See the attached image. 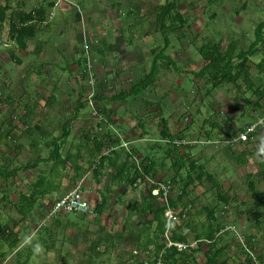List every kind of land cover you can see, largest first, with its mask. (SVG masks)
I'll return each mask as SVG.
<instances>
[{
	"label": "rangeland",
	"instance_id": "1",
	"mask_svg": "<svg viewBox=\"0 0 264 264\" xmlns=\"http://www.w3.org/2000/svg\"><path fill=\"white\" fill-rule=\"evenodd\" d=\"M210 1L178 0L179 10L188 19L190 30L185 29L187 38L183 40L178 39L174 34L170 37L172 44L166 54L174 59L176 67L161 68L157 86L149 88L138 99L129 96L126 91L133 86V83L151 70L155 60L153 51L156 49L161 51L164 47V38L159 33V27L156 23V11L157 6L165 4L167 0L11 1L12 11L9 12L10 15L17 10L24 12H32L40 8L47 10V25L40 24L38 26V32L40 31V35H38L42 42L46 41L48 44L45 49L47 56L55 61L54 66L52 65L54 69L52 74L56 79L53 81L55 83L57 80L60 81L59 84L54 83V86L58 87L57 92L54 93V96L58 98L57 105H61L63 101L68 100V102L63 104L62 114H60V111L53 110L48 116L49 123L40 127L39 132L46 130L52 137L36 133L29 140L27 139V128L31 127L34 130L38 127L33 117L26 118L29 117L25 116L26 108L18 103L0 105V124L7 123L15 127L10 132L11 139L9 141L1 138L0 133V174L13 175L14 170L19 172L6 180L0 177V255L4 254V256H0V263L3 264L4 261L12 258L15 264H39V259L50 253L46 248V245H48L53 250L54 255L57 257L60 255L54 264H76V251H74L76 233L73 231L84 232L93 236L98 233L100 237L93 238L94 244L90 246L92 248L99 246L98 243H100L101 238L108 240L105 233L108 227H105V230L101 228L97 231L96 217L67 213L58 214L60 216L56 219L63 226L55 228L50 225L52 222L50 221L48 224L50 232L43 228L33 238V241L26 245L23 253L18 254L15 258H13L14 250L13 252L10 251L13 245L11 246L7 240L10 235L7 233L9 226L6 214L8 211L5 213V209L11 210L13 207L9 202L6 204V198L13 197L17 199L21 192L26 191V179L27 181L36 180L38 172L33 169H25L28 163H33L38 159L37 148L36 150L32 149L36 146L41 148L44 151V157L49 156V150L52 149L51 152L53 151L50 140L53 141V135L62 136L61 127L66 123L67 118L74 115L75 104H70L69 100L78 95L75 91V88H78L77 86H79V90H84L85 87L89 86V89L93 92L83 93L86 107L81 110L79 117H82L81 113L87 117H91L94 113V116L100 115L97 106L96 113L93 105L89 103L90 101L95 103V96L103 95L105 97L104 101H117L124 104L122 106L129 110L133 116L130 113L126 114L127 111L124 108L114 118L110 114L109 116L103 115V117L118 121L114 122L112 126L107 125L103 132L98 130L96 132L100 135H109L121 130L126 135L131 136L133 147H137L135 141L140 138L137 139L136 136L131 135L133 129L129 124V120L134 121L136 124L141 123L144 127H151L152 125L148 123V120L155 118L154 112L150 109L148 116H142L141 113L144 114L149 110L144 106L140 108V105L142 102H151V104L154 102L157 110L162 111L164 119L168 122L171 134L178 135L180 131H183L184 141L179 137L176 140L184 143L179 147L180 153L184 157L181 176L177 177L180 188L182 189L183 184L181 178L186 180L188 175L195 177V173L192 172L194 171L192 170L193 167L198 171L202 167L200 170L212 174L217 185L220 186L219 189L208 181L203 182V184L196 183L190 188V191L193 192L191 200L197 201L196 207L213 208L219 206L221 208V213L224 214L222 220L225 225L221 237L230 234L229 238L226 237V239L231 240L233 246L238 248L242 244L239 241L240 236L245 238L247 235L248 237L256 235L260 247L254 252V256L257 257L264 252V211L253 204L248 177V175L254 174L253 180L257 183L258 189L264 192V181L259 180V173L264 171L262 161V157H264V102L263 108L259 110L255 106L258 98L247 91L242 82L239 83L242 87L241 91L234 85H225L212 91L209 95L208 92L212 89L211 86L206 85L204 80L197 81L195 84L196 77L194 76V73H197L204 64L199 54V48L205 44V40L213 39L216 42L222 40L224 48H227L232 40L239 41L240 48L248 49L250 47L252 41L256 38L257 26L264 22V0H223L220 2L213 1L212 5H210ZM52 4L56 8L51 7ZM132 7L135 11L130 13ZM83 15L84 23L91 20L98 26H90V29L96 35V38L92 40L86 39L87 33L84 32L86 28L80 21ZM8 27L7 23L0 37L1 62V56L6 58V61L13 58L11 51L14 50L15 46L12 45L13 42L9 38ZM31 44L33 45L34 42L31 41ZM36 44L38 43L36 42ZM124 53L127 55H124ZM35 55L36 53L32 57ZM262 57V53H259L252 58V62L255 63L252 64V73L255 80L259 78L256 64L261 61ZM30 61H32V66L30 64L19 66L12 61L6 62L3 73L0 75V92L5 100L8 99L11 89L22 88L16 90L17 95L14 96L16 100L20 101L19 96H25L24 90L29 87V90L33 91L37 87L36 84L32 83L35 82L36 76L31 72L37 70V67L34 66L40 63L42 59L38 60L37 57H34ZM75 61L78 62V67L73 65L71 67L72 71L67 70L68 65H72ZM47 72L49 71H45V73ZM84 74H87L86 79H83ZM38 77L41 78L39 75ZM260 78L263 80L264 76ZM5 83L12 84L11 89L8 84L7 86L2 85ZM51 83L53 84V82ZM28 84L30 85L23 89ZM18 86L21 87L18 88ZM89 96H91V99H88ZM101 104L111 107V102H107V104L102 102ZM5 115H9V117L7 118ZM23 118L28 122L27 128L22 121ZM154 123L158 124V121H154ZM251 125L253 127L257 126L256 134L253 137L245 143H230L232 142L230 140L231 135L238 137L244 130L252 127ZM13 126L12 128H14ZM188 126L189 130L184 131ZM212 126H216V129H213ZM4 127L10 128L7 125H4ZM24 129L25 131H23ZM16 130L23 132L21 134ZM138 130L140 131V127H138ZM157 131L154 124L151 130L153 136L151 137L155 138ZM209 132L214 133V136L210 138L211 140L207 136ZM18 134L20 137H17ZM81 135L84 136V134ZM73 140L74 138L71 141ZM21 142L26 148L18 151L15 145L21 144ZM150 145L160 149L157 150L158 155L151 154ZM142 146L145 147L147 157L156 160L158 169L166 166V163L170 172L174 173L178 169V165L174 169V160L167 158L164 154L176 148L173 141L167 143L162 138V140L157 139ZM62 153L65 154V151H62ZM242 154L246 156V165L239 164L237 157ZM43 156L42 158H44ZM5 164H7L6 167ZM26 171L32 172L26 175ZM177 174L176 172L174 176H169L175 177ZM168 180L170 178L166 179L165 176L164 181ZM6 184H8V190L4 187ZM219 193H228L233 198V202L228 206L220 204L217 199ZM4 200H6L5 204H3ZM234 200L240 203H234ZM46 211L49 212L50 209L48 208ZM191 213L194 216V210H191ZM186 214L184 223L190 222L192 227L199 226L198 218L189 220V211H186ZM54 216L56 215L54 214ZM39 222V220H36L32 223V226L24 234L25 238L32 234L36 229V227H33ZM231 227L236 229L237 235H235L239 239L235 237L234 233L227 231V228ZM133 228L137 231V223L135 227L131 226L132 231ZM231 235L233 238H231ZM39 236L40 238H38ZM189 240L192 248L197 249L195 238L191 236ZM36 247L41 250L40 255H34L33 251ZM240 250L242 253V249H237V252L240 253ZM153 251L154 247H150L148 253L139 256L137 261H131V264H139L142 260H145L146 264H150ZM76 256L80 262L84 260V257H87L86 264H110L102 261L97 263V259L93 260V258L99 256L93 254L90 257V253L86 251L85 246H80ZM196 259L199 263L204 264L205 259L203 257L201 258L198 255ZM90 260L94 262H90ZM113 261L115 262L113 264H120L121 262L116 256H113Z\"/></svg>",
	"mask_w": 264,
	"mask_h": 264
},
{
	"label": "crops",
	"instance_id": "2",
	"mask_svg": "<svg viewBox=\"0 0 264 264\" xmlns=\"http://www.w3.org/2000/svg\"><path fill=\"white\" fill-rule=\"evenodd\" d=\"M53 5V6H52ZM51 7L56 8L54 4H52ZM47 12V10H46ZM86 14V13H84ZM48 18V12L45 15H42L38 17L37 21H40L43 23V26L47 25V19ZM81 24L86 28L84 30L85 33H87L86 39L92 40L93 38H96V35L94 31L90 29V26H97L95 23L88 21V23H84V15L82 16V19L80 20ZM10 26V24H8ZM98 27V26H97ZM89 31V32H88ZM9 33V32H8ZM40 35V33H39ZM39 35L32 41L34 44H31V41L28 44V48L26 51H18L17 55L23 62L22 65L19 66H25L26 64H30L32 66V61H30L32 58L37 57L38 60L42 59L40 63H37L36 66H40L42 64H45L46 60H51L53 58H49L47 56V53L45 51V48L41 51V53H36L34 57H32L33 54H35L36 50V42L39 43L41 40L39 39ZM9 37V36H8ZM12 45H15L14 43ZM122 53V52H121ZM126 53H124L125 55ZM127 55V54H126ZM12 56V55H11ZM32 57V58H31ZM48 58V59H47ZM2 62L6 59L1 56ZM11 60H8L5 62H9ZM0 60V64L2 63ZM28 62V63H27ZM35 63V62H33ZM6 65V64H5ZM4 65L0 69V75L3 73ZM115 74V73H114ZM35 75V74H34ZM41 80L38 79V81H33L32 83L36 84V88L33 91L29 90V85L23 87L25 96L24 100L27 101L26 105H31V102L38 101L42 104H45V101L47 100L48 96L53 95L57 92L58 87L54 86V83L52 84L51 80L48 79V82H45L44 84L40 83ZM48 86V87H47ZM21 87V86H19ZM51 87V88H50ZM47 88V89H45ZM22 88H19L17 90H20ZM48 90V91H47ZM119 92V91H118ZM93 93V92H92ZM91 94V93H90ZM21 96V95H20ZM103 97V103L107 104V102H111V107L103 106L100 100L95 101H88L90 104L94 107V112L98 108V114L99 116H94L92 114L91 117L85 116L83 113H81L82 117L76 116V112H73V116L70 118H67L66 123L68 120L72 121L71 123V137L69 138V143L65 146L63 151H65V154H63L65 157L69 156L71 158V165L67 166V170L63 171V175L56 178V184H62L63 186L61 188L57 187H51L50 192L51 195H49L45 199L38 200V205L36 208H34L31 213H29L28 210H25V207H21V200L20 196L17 197V199L6 198L7 202L6 204H9L13 207L11 210L5 209V213L7 212V218H8V228L7 233L9 238L7 240L9 241V244L13 247L10 249L11 252L14 250V256L15 258L18 254L23 253L26 245H28L30 242L33 241V238L36 237L38 233L44 230H47V232H50L48 224L50 221L53 227L57 228L59 226H63L58 220H56L59 216H52L51 215V208H50V214L46 210H48L47 204L49 203L50 199H58L63 198L64 196L68 195L69 193L73 192L76 188L80 187L83 194L85 195L86 199L89 201V203L96 208L97 205H101V201L103 197H107V205L103 211L102 214H98L96 216V223L98 226L97 231H99L101 228H106L105 233L108 237V240L106 238H101L99 244V248H92L91 245L94 244V239H97L100 237L98 233H95L93 236L92 234H85L84 232L79 231H73L75 232V250L76 255L78 254V251L80 249V246H85L86 251L90 253V257L93 254H97L99 257L97 259V263L99 261L107 262L110 264L115 263L113 260V256H116L119 258L120 264H131L129 261H137L138 257H135V254H138V252H143L141 255L146 254L150 251V247H154L153 245L149 246L147 252H144L143 245L148 241L149 233L147 232V228L149 225V222L154 219V213L153 211L145 213L143 216L139 213H130V208H132V203L138 202L139 204L142 203V198L145 192L151 188H155L156 184L159 182H165V176L167 178H173L170 177L171 175L174 176L176 173V170L174 173L170 172L169 166L166 163L165 171L158 169L157 165L155 166V169L151 170L152 174L148 176L147 178L143 177L145 172L144 167H148V157L147 153L145 152V147H143V144H147L148 142L155 141L157 139L162 140L164 134L162 132L163 130V124H164V116L162 115L161 110H157V107L155 106L154 102L151 104V102L144 103L140 105L141 107H145L149 111L140 114L142 116H148L149 112L152 110L154 112L155 118L148 120V123H150L151 127H144L143 124L139 123L136 124L134 121L129 120V124L132 127L131 135L134 137L136 136L137 139H139L136 142L137 147H133L131 143L133 140L131 139V136L126 135L121 130L119 132H115L114 134H104L100 135L96 132V130L103 132L107 125H113L114 122L118 120H114L112 118H106L103 117V115L109 114L113 118L117 115L118 112H121V110L125 107L122 102L118 103L117 101H104L105 97ZM88 99H91V96L88 97ZM68 100L65 102L63 101L61 105H58L61 109L60 114H62V107L63 104L67 103ZM69 103L75 104V110L77 109L79 102L77 99L75 100H69ZM150 104V105H149ZM4 105V104H0ZM149 105V106H148ZM119 106H121L119 108ZM152 106V107H151ZM151 109V110H150ZM56 111V110H55ZM126 114H129V110L126 109ZM81 112V111H80ZM131 116L132 113H130ZM6 117V115H5ZM9 116H7L8 118ZM46 119L45 120H43ZM117 118V117H115ZM134 118V117H133ZM49 120L45 117H38L35 121V124L39 122V124L46 125ZM120 120V119H119ZM135 120V119H134ZM154 121H158V124L154 123ZM3 124V123H1ZM0 124V125H1ZM155 124L157 131V136H153L151 133V130L153 128V125ZM63 127V126H62ZM61 127V128H62ZM138 127H140V131L138 130ZM142 129V130H141ZM170 129V126H169ZM62 130V129H61ZM46 131V130H43ZM171 131V130H170ZM47 132V131H46ZM48 137H52L49 132H47ZM42 135V131L40 132ZM81 134H84L81 135ZM81 135V136H80ZM54 139H60L61 137H58L57 135H53ZM72 138H74L73 141ZM238 138V137H236ZM231 140V139H230ZM169 143L168 141H166ZM238 144V143H236ZM131 147V148H130ZM151 154H157V150H160L156 146L150 145ZM52 150V149H51ZM51 150H49V155L51 154ZM44 152V151H43ZM167 158H172L174 160L173 166H175V156L171 155L169 153H164ZM158 155V154H157ZM104 158L102 161L101 158ZM51 164V163H50ZM73 165V166H72ZM51 165L39 166L38 170H34L35 172H38V175L36 177L35 181H27L25 184V190L23 191L24 196H29L31 194V191L34 188V184L36 181L39 180L40 175L42 171H49L51 168ZM75 166H78V168H82V171L79 170V173L81 175V180L79 179L77 181L76 186L71 187V181L74 178H77V173L75 171ZM135 168L139 171L140 177L139 179L132 184V182L129 180L132 178L131 174L135 171ZM175 169V167H174ZM32 171H26L25 174L28 175ZM25 175V176H26ZM170 175V176H169ZM76 176V177H75ZM169 176V177H168ZM27 177V176H26ZM198 183V182H197ZM7 190L9 189L8 184L4 186ZM181 186L176 184L175 188L172 192V199L174 202L178 201L180 194L182 193ZM70 188V189H67ZM193 194L186 197V194L184 195L183 204H180L176 208V212H183L186 214V211H189V220L198 218L199 226L192 227V224L190 222L184 223L181 222L179 224H176L174 227L181 228V232L184 235L186 234L188 236V240L191 236L195 238V241L197 242V249L192 248L191 251L188 252L192 257L187 261L181 260L178 261L176 258L173 261V264H202L199 263L196 259V257L199 255L201 258L203 257L205 261L204 264H207L208 257H212V250L220 251V261L215 264H221L222 261H227L228 264H245L246 257L241 253L237 252L236 246H233L231 243V240L226 239V237L229 238L228 234L226 237H220L217 238L215 241L217 243L215 245H212L210 241L207 240H198L197 236H201L202 234L207 233V228L209 225L208 218H210L206 210L209 207L200 208L196 207L197 201H192ZM218 199V198H217ZM5 201H3V204H5ZM160 204L163 203L162 199L160 198L158 200ZM180 203V202H179ZM178 203V204H179ZM41 204H44L43 208H41ZM39 206V207H38ZM191 210H194V216L191 213ZM44 211V212H43ZM46 213V214H45ZM48 214V215H47ZM142 215V217H141ZM222 215H224L222 213ZM217 216H221V211L218 213ZM6 217V216H5ZM129 218V220H128ZM36 220H39L40 222L36 224L33 228L36 227V229L32 232L31 235H28L26 238L24 236L25 232L29 229L30 226H32V223ZM55 220V221H54ZM54 221V222H53ZM133 222L138 225V229L136 231L135 228H133V231L131 230V226H133ZM17 224V225H16ZM156 223H153V226L151 227L150 236L155 237L156 236ZM71 226V225H69ZM133 226V227H135ZM212 226H216V223L212 224ZM197 230V231H196ZM132 231V232H131ZM24 232V233H23ZM140 233H142V236L140 237ZM40 236H42L40 234ZM40 236L38 238H40ZM111 238L115 241H112ZM231 238L233 236L231 235ZM190 243V240L188 241ZM48 244V243H46ZM110 244V245H109ZM186 244V243H184ZM191 245V244H190ZM16 248V249H15ZM47 251H50V253L47 256H42L39 260V264H54L56 259H59L60 255L57 257L52 252L53 250L46 245ZM34 255H40L41 250L39 247L35 248V251H33ZM6 254V253H5ZM75 255L76 264H86L87 257H84V260L81 262L78 261L77 256ZM139 255V256H141ZM1 257L4 256L3 254L0 255ZM135 257V259L133 258ZM31 259V257H30ZM145 259V258H144ZM90 262H94L91 261ZM2 264V263H0ZM4 264H15V261L13 259H8L4 261Z\"/></svg>",
	"mask_w": 264,
	"mask_h": 264
},
{
	"label": "trees",
	"instance_id": "3",
	"mask_svg": "<svg viewBox=\"0 0 264 264\" xmlns=\"http://www.w3.org/2000/svg\"><path fill=\"white\" fill-rule=\"evenodd\" d=\"M12 0H0V37L3 34L5 25L8 23L10 24L9 28V33L8 35L10 36L11 42H13L15 45L14 50L11 51L12 59L11 61L14 62L15 64L22 65V61L17 55L18 51H26L28 48V44L32 39L34 40L40 31L38 32V26L40 24L43 25L42 22L37 21L38 17L45 15L47 12L44 8L40 9H35L32 12H24V11H16L12 12L10 15L9 12L12 11V7L10 5ZM213 1L215 2H220L223 0H211L210 5L213 4ZM134 7L131 8V12L133 13ZM156 18H157V25H158V31L160 34H162L164 38V47L161 49V51L154 50V57L155 60L152 64L151 70L145 74V76L141 77L138 79L137 82L133 83L132 87L126 91L128 92V95L131 97H134L136 99L140 98L142 95L145 94V92L151 88L157 86L158 79H159V74L161 71V68H170L172 66L176 67V62L174 59L166 54L168 51L169 47L172 44V41L170 39L171 35L174 34L175 36L178 37V39L183 40L187 38V32L186 30H190V26L188 24V19L185 17V15L180 12L179 10V2L178 0H167V2L163 5L157 6V11H156ZM186 29V30H185ZM47 42L46 41H40L37 46L35 53H41V51L47 47ZM264 22L259 24L256 28V38L254 41H252L250 47L248 49L240 48V42L237 40H232L230 44L228 45L227 48H224L223 46V41L219 40L218 42L214 41L213 39H208L205 40V44H203L199 48V54L202 57V61H204V64L202 68L197 73H194V76L196 77V82L204 80L205 84L208 86H211V90L208 92L210 95L212 91L217 90L219 88H222L225 85H234L236 88H238L240 91L242 90V87L239 85L240 82H242L245 86L247 91H249L253 96L257 97V102L255 103V106H257L260 109L263 108V102H264V79L260 78L261 76H264ZM262 51V52H261ZM259 53H262L263 57L260 62L256 64V69L259 71V78L255 80L254 75L252 73V64H255L252 62V58L257 56ZM54 59H49L46 60L45 64H42L40 66H34L37 67V70L34 72H31L34 76H36V82L41 80V84H44L45 82H48V79H50L54 83V79L56 77L52 74L54 71L52 65L54 66ZM6 62L5 60L0 64V69L5 66ZM78 67V62L75 61L72 65H68L67 70L69 69L72 71L71 67L72 66ZM49 71L45 73V71ZM41 76L40 77H38ZM86 75L84 74L83 79H86ZM98 75V74H96ZM44 77V78H43ZM80 77V76H79ZM100 79V77H98ZM60 81L57 80L55 84H59ZM10 85V89L12 87V84L5 83L2 84L3 86ZM1 87V86H0ZM78 88H75V91L78 93V95L73 99L75 100L77 98V101L79 102L77 109L75 110L76 116L79 115L80 111L86 107V103L84 101V94L83 93H89L92 91L89 89V86L85 87L84 90H79ZM19 88V86H18ZM17 89L10 91L9 97L7 100H5L2 97V94L0 92V104H11V103H18L22 107L26 108V113L25 116H29L26 118L33 117L34 120L38 117H45L48 118L49 113L52 112L53 110L61 111L60 107L57 105L58 103V98L56 96L51 95L47 97V100L45 101V104H42L38 101L31 102V105H26L27 101L24 100V96L21 95L20 101L16 100L14 98L15 92ZM123 92V91H122ZM123 92V93H126ZM17 95V94H16ZM99 95V94H98ZM95 101L100 100L101 102L103 101V97L100 96H95L94 98ZM8 102V103H7ZM149 103V102H148ZM150 105V104H149ZM148 105V106H149ZM9 116V115H6ZM113 116V115H112ZM43 120L46 121V119L43 118ZM23 123H25V127L28 125V122L26 121L25 118L22 119ZM34 121V122H35ZM71 123L72 121L68 120L67 123L63 125L62 129V136L60 139H53L50 144L52 145L51 147L53 148V151L51 154L47 157L43 156V150L41 148H38L37 146L32 149V150H38L39 156L36 161L33 163H28L25 166V169H34L38 170L39 166L41 165H49L50 163L52 164L51 168L49 171H42L40 178L36 183L34 184V188L31 191V194L29 196H24V193L21 192L19 194L20 200H21V207H25V210H28L29 213L36 208L38 205V200L40 199H45L49 195H51L50 188L51 187H57L61 188L63 185L57 183L56 184V178L59 176L64 177L63 171L67 170V166L71 165V158L69 156H63L62 151L67 145L69 138L71 137ZM4 125H7L10 127L9 129L4 127ZM44 124H39L37 122L36 126L38 128H34V130L31 127H26L28 131V140L29 138L32 139L36 133H40L39 130L41 129ZM12 124H7L3 123L0 125V133H1V138L6 139L5 141H9L11 139V130L15 129L12 128ZM163 126V138L166 141H173L174 145L176 146L173 151H169L168 153L171 155L175 156V169L176 166L178 165V169H176V172L178 173L175 177L171 178L168 181H165L163 183H171L172 186H176V184H179V178L181 176V172L184 166V157L181 155V151L179 150V147L177 144H175L176 140L178 139L177 137L181 138L182 141H184V135L182 134L183 131L179 132V136L172 135L171 131L169 129L168 122L164 120ZM252 126V125H251ZM250 127V126H249ZM189 126L186 128L184 131H188ZM213 129H216V126H212ZM32 129V130H31ZM18 133H21L25 131L16 130ZM245 132V130H244ZM242 132V133H244ZM241 133V134H242ZM207 134V133H206ZM209 134V135H208ZM207 134L208 138H212L214 136V133L209 132ZM255 133H252L250 135V138L253 137ZM42 136H50L46 131H42ZM186 136V135H185ZM17 137H20L19 134ZM239 137V136H238ZM230 138V137H229ZM231 140H236V136L231 135ZM211 140V139H210ZM27 141V140H26ZM169 142V143H170ZM18 151H22V149H25L26 147L24 146L23 142L21 144H16ZM264 153V152H263ZM264 155V154H263ZM42 156L44 158H42ZM239 159V164L240 165H246L247 164V159L245 155H239L237 157ZM165 159V158H164ZM101 160L103 161L104 158L102 157ZM262 161L264 163V157H262ZM147 163L149 164L148 167H144L145 172L144 178L150 176L152 174L151 170L155 169L156 160H152L151 158H148ZM7 164H5V167ZM73 166V165H72ZM163 166V165H162ZM161 166V167H162ZM202 168V167H201ZM199 171L195 169L194 167L192 168L193 173H195V177H192V175H188L186 180H183L182 178L181 183L182 184V193L179 196L178 201L174 202L172 199V196L169 199V205L170 207L176 211V208L180 205L183 204V199L184 195L186 194V197L189 195L193 194L192 191H190V188L196 184L197 182L200 184L205 183V181H208L210 183L214 184V187H217L219 189V185H217L214 176L210 173H207L206 171ZM79 170L82 171V168H78V166H75V171L77 173V178L72 179L71 181V187L76 186L77 181L81 178V175L79 173ZM161 170L165 171V167H162ZM19 172L14 170V174L10 175L7 173L0 174V177L6 180L7 178L13 177L17 175ZM253 175L250 174L248 175L249 177V191L251 193V197L253 200V204L260 209L264 211V192L260 191L257 187V183L253 180ZM139 171L135 168V171L133 174H131V181L132 184H134L140 177ZM257 176V175H256ZM76 177V176H75ZM81 180V179H80ZM259 180L264 181V171L259 173ZM160 183V182H159ZM70 189V188H67ZM153 190L154 188H151L145 192L142 198V203L139 204L138 202L132 203V208H130V213H139L142 214L143 216L145 213L153 211L154 213V219L149 222L147 232L149 233V239L146 243L143 245L144 252H147L149 246L153 245L154 246V251L151 253L152 254V259L150 264H159L160 262L162 264H173L174 259L176 258L178 261L181 260H186L187 261L192 257L188 252L191 251V245L188 242V236L183 233H180L182 230L181 228L178 227H173L172 230V240L173 242H178V243H186L188 248L186 251H179L176 247L167 249L166 246V241H164V235L166 232L167 228V220H166V211L168 210V206L163 202L160 204L158 200L161 198L162 195L159 196H154L153 195ZM82 192V190H81ZM173 192V188H172ZM171 192V195H172ZM83 193V192H82ZM84 195V194H83ZM85 197V195H84ZM86 198V197H85ZM59 201V198L56 199H50L49 203L47 204L48 208H51V215H52V210L53 206L55 205L56 202ZM218 201L220 204H224L225 206H228L233 202V198L228 194H223L219 193L218 196ZM107 197H103L101 201V205L96 206V212L97 216L98 214H102L106 205H107ZM180 202V203H179ZM239 201L234 200V203H238ZM179 203V204H178ZM240 203V202H239ZM44 204H41V208H43ZM221 211V208L218 206L215 207H210L207 208L206 213L210 217L208 218L209 223L211 225L208 226L207 228V233L202 234L201 236H197L198 240H207L210 241L212 245H215L217 241H215L217 238L221 237V232L224 228V223L222 220V213L221 216H217L218 213ZM178 213V212H177ZM50 214V211L48 212ZM47 214V215H48ZM180 216L179 218L181 219V222H184L186 220L185 213L179 212ZM141 215V217H142ZM54 216V215H52ZM60 216V215H56ZM54 216V217H56ZM185 216V219L183 218ZM153 223H156V236L151 237L150 232H151V227L153 226ZM216 223V226H212V224ZM17 225V224H16ZM133 226H135V223L133 222ZM197 231V230H196ZM228 231V228H227ZM132 232V231H131ZM227 235V234H226ZM140 237L142 236V233L139 235ZM112 239V238H111ZM164 239V240H163ZM246 239V246L247 248H244V244L239 245V249H242L243 255H245L246 260L245 264H264V252L258 255L256 258L253 257L251 254L252 252L254 253L258 248L260 247V243L256 240L257 236L256 235H248L245 237ZM222 239L220 238L219 241ZM95 248H99V246H95ZM250 250L251 252L247 251ZM220 251H215L214 249L212 250V257H208L207 264H215L220 261V256L219 252ZM143 252H138V254H135V257H139ZM4 255V254H3ZM93 260L98 259L97 256H94ZM135 257H133L135 259ZM131 261H129L130 263ZM259 262V263H258ZM147 262L145 260H142L141 263L139 264H146ZM4 264V263H3ZM124 264V263H123ZM221 264H228L226 261H222Z\"/></svg>",
	"mask_w": 264,
	"mask_h": 264
},
{
	"label": "built area",
	"instance_id": "4",
	"mask_svg": "<svg viewBox=\"0 0 264 264\" xmlns=\"http://www.w3.org/2000/svg\"><path fill=\"white\" fill-rule=\"evenodd\" d=\"M257 129V126L255 127H250L247 130H245L244 133H242L237 140H233L230 142L231 144H236L239 142L245 143L249 140L250 135L252 133H255ZM178 146L183 145V142H175ZM172 184L171 183H157L156 187L153 190V195L154 196H159L162 195V201L168 206V210L166 211V220H167V228L166 232L164 235V239L166 241V246L167 249L176 247L179 251H186L188 246L184 243H178V242H173L172 240V230L173 227L176 224H179L181 222V219L179 218L180 214L177 213L175 210H173L170 205H169V199L171 197V192H172ZM62 213H67V214H80V215H92L93 217L97 216L96 208L92 206L89 201L84 197L83 193L81 192V188L78 187L76 188L73 192L69 193L68 195L64 196L61 198L58 202L55 203L53 206L52 210V215H58ZM185 219V216L183 217ZM228 231L231 233L236 234V229L233 227L228 228ZM237 235V234H236ZM235 235V237H237ZM238 238V237H237ZM239 239V238H238ZM241 239V240H240ZM239 241L244 244V248H247L246 246V239L240 236ZM251 252L250 250H247ZM254 258V253H251ZM159 264H162L161 262Z\"/></svg>",
	"mask_w": 264,
	"mask_h": 264
},
{
	"label": "clouds",
	"instance_id": "5",
	"mask_svg": "<svg viewBox=\"0 0 264 264\" xmlns=\"http://www.w3.org/2000/svg\"><path fill=\"white\" fill-rule=\"evenodd\" d=\"M237 140V139H236ZM233 141V140H232Z\"/></svg>",
	"mask_w": 264,
	"mask_h": 264
}]
</instances>
